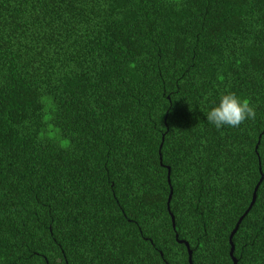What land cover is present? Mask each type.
Segmentation results:
<instances>
[{
  "label": "trees",
  "instance_id": "16d2710c",
  "mask_svg": "<svg viewBox=\"0 0 264 264\" xmlns=\"http://www.w3.org/2000/svg\"><path fill=\"white\" fill-rule=\"evenodd\" d=\"M241 215L264 264V0H0V264H231Z\"/></svg>",
  "mask_w": 264,
  "mask_h": 264
},
{
  "label": "clouds",
  "instance_id": "9594fccd",
  "mask_svg": "<svg viewBox=\"0 0 264 264\" xmlns=\"http://www.w3.org/2000/svg\"><path fill=\"white\" fill-rule=\"evenodd\" d=\"M206 117L217 129L239 127L246 120H255L256 111L248 99L229 91L220 96L218 104L211 107Z\"/></svg>",
  "mask_w": 264,
  "mask_h": 264
},
{
  "label": "water",
  "instance_id": "95a60500",
  "mask_svg": "<svg viewBox=\"0 0 264 264\" xmlns=\"http://www.w3.org/2000/svg\"><path fill=\"white\" fill-rule=\"evenodd\" d=\"M159 145H160V144H159ZM166 169H167V172H166V180H167V182H168L169 169H168V167H166ZM261 177H262V176L259 177V180L261 179ZM259 180H258V181H259ZM257 184H258V182H257V183L254 185V187H253V191H252V194H251V200H250V202H249L248 207H249V206L252 204V202H253V199H254V191H255V189H256V187H257ZM170 194H171V190H170V188H169V192H168L167 199H166V208H167V210H168V201H169V198H170ZM245 212H246V210L243 212V214H244ZM243 214H242V215H243ZM169 215H170L171 227H172V229H174L173 217H172V215H171L170 213H169ZM242 215L237 219V221L235 222L233 228L230 230V232H229V234H228V237H227V241H228V244H229L228 256L230 257L231 264H236V260H235V258L232 256L233 245H232V242H231V236H232V234L234 233V231L236 230L237 225H238V223H239V221H240ZM174 238H175V241H176V242H178V243H182V244L185 246L186 253H187V263H188V264H191V260H190L191 252H190V249H189L187 243H186L185 241H183V240L177 239V235H176V234H174Z\"/></svg>",
  "mask_w": 264,
  "mask_h": 264
}]
</instances>
